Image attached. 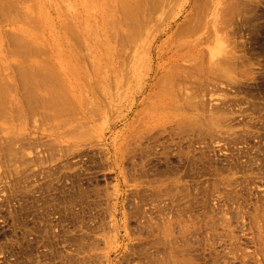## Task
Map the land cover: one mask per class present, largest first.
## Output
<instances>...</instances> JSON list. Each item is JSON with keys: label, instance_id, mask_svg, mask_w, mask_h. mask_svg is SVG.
<instances>
[{"label": "rangeland", "instance_id": "1", "mask_svg": "<svg viewBox=\"0 0 264 264\" xmlns=\"http://www.w3.org/2000/svg\"><path fill=\"white\" fill-rule=\"evenodd\" d=\"M16 1L0 264H264V0L176 62L157 54L185 14L133 60L127 0ZM21 68L42 103L11 89Z\"/></svg>", "mask_w": 264, "mask_h": 264}, {"label": "bare ground", "instance_id": "2", "mask_svg": "<svg viewBox=\"0 0 264 264\" xmlns=\"http://www.w3.org/2000/svg\"><path fill=\"white\" fill-rule=\"evenodd\" d=\"M12 1L0 0V14L2 13L7 20L9 17H11L9 20L12 19V15H9L11 12L13 13V19L18 15L17 10H15L16 12L14 11L15 13L11 11L13 7L9 2L12 3ZM17 1L15 2L16 4ZM176 1L127 0V2L123 3L122 12L125 21L124 27L126 38L132 44L131 57L133 60L139 57L137 51L141 52L144 46H149L152 41L169 33L172 25L182 14L185 15L182 17L181 23L174 27V31L168 39L171 40L173 38L174 43H168L163 52L157 54V59L160 60L163 56H167L168 61L175 59L174 62H176L178 54L183 53L185 49L189 50L186 54H190L189 57H192L193 54H191L190 50L195 48H192L194 43L202 46L219 41V33L233 26L236 27V25H238L237 22L241 23L244 19L243 15L246 14L247 7L252 3L251 0H183L180 8L175 13H171V4L175 5ZM15 8L16 7H14V9ZM6 14H8V17ZM9 26L7 27L9 28L7 29L9 34H4L2 37L4 42L10 46L8 52L15 53L16 49L18 50L24 45L23 40L25 39L22 40L21 36L15 32L16 30H21L20 27H16L14 24L11 25V27ZM188 41L192 42L188 43ZM175 67L179 68L178 66ZM158 71L159 70H156L157 73ZM36 78L37 76H35L34 71H23L21 68V71L16 75V84L13 83V88H10H22V91L26 93L27 96L29 95L28 101H36L38 105L42 100L35 97L32 92L33 81ZM7 91L10 93V90ZM6 97V92L0 91V102L2 104L5 103ZM45 100H47L46 103L51 107L55 105L61 108L63 107L62 102L57 101L56 98H48ZM41 103L40 106L45 104L44 102V104ZM50 106L48 107L47 105L48 108H51Z\"/></svg>", "mask_w": 264, "mask_h": 264}]
</instances>
